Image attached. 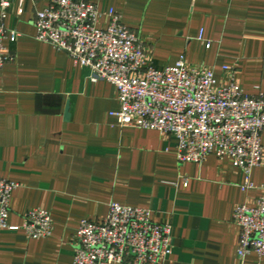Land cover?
Here are the masks:
<instances>
[{"label": "crops", "instance_id": "0c3cea01", "mask_svg": "<svg viewBox=\"0 0 264 264\" xmlns=\"http://www.w3.org/2000/svg\"><path fill=\"white\" fill-rule=\"evenodd\" d=\"M12 1L5 24L19 36L6 42L11 61L0 69V178L18 187L8 218L16 229L0 231V264H73L81 221L102 223L112 203L172 226L164 264H264L255 253L239 258L234 221L238 206L255 207L264 195V151L248 191L231 159L180 163L175 137L121 126L112 116L121 109L117 88L91 82L88 69L36 39L45 1L26 0L23 13ZM87 1L120 14L156 68L184 56L221 84L232 76L246 94L264 93V0ZM35 209L51 213L50 237L23 229Z\"/></svg>", "mask_w": 264, "mask_h": 264}, {"label": "built area", "instance_id": "2783aa9c", "mask_svg": "<svg viewBox=\"0 0 264 264\" xmlns=\"http://www.w3.org/2000/svg\"><path fill=\"white\" fill-rule=\"evenodd\" d=\"M43 1L47 6L36 13V39L88 69L91 82L117 88L121 109L112 116L121 126L175 137L183 164L202 163L211 155L231 159L246 175L243 191L254 188L251 174L264 151V93L246 94L232 76L221 84L213 69L191 65L184 56L174 65L156 68L139 36L113 9L103 13L87 0ZM25 2L19 0V13ZM12 4L0 0V69L11 61L6 42L15 43L19 36L5 24ZM104 16L109 22L101 28ZM224 70L232 72L230 67ZM17 187L0 178V231L16 229L9 227L8 218ZM234 221L241 231L239 258L264 256V195L255 207L238 206ZM23 229L32 239L50 237L51 213L30 211ZM171 234L172 226L155 222L150 210L112 203L102 223L81 221L73 264H164L173 252Z\"/></svg>", "mask_w": 264, "mask_h": 264}, {"label": "water", "instance_id": "95a60500", "mask_svg": "<svg viewBox=\"0 0 264 264\" xmlns=\"http://www.w3.org/2000/svg\"><path fill=\"white\" fill-rule=\"evenodd\" d=\"M69 117V113H68V111H67V118Z\"/></svg>", "mask_w": 264, "mask_h": 264}]
</instances>
